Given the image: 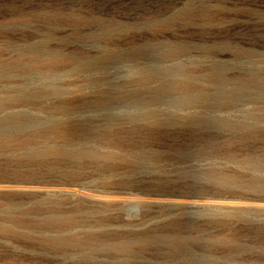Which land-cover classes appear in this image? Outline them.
I'll return each instance as SVG.
<instances>
[{
  "label": "rangeland",
  "instance_id": "374dc122",
  "mask_svg": "<svg viewBox=\"0 0 264 264\" xmlns=\"http://www.w3.org/2000/svg\"><path fill=\"white\" fill-rule=\"evenodd\" d=\"M0 264H264V0H0Z\"/></svg>",
  "mask_w": 264,
  "mask_h": 264
}]
</instances>
